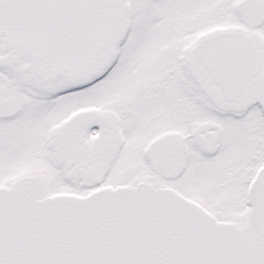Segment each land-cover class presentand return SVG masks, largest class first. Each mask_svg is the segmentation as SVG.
Returning <instances> with one entry per match:
<instances>
[{
    "label": "snow or ice",
    "instance_id": "obj_1",
    "mask_svg": "<svg viewBox=\"0 0 264 264\" xmlns=\"http://www.w3.org/2000/svg\"><path fill=\"white\" fill-rule=\"evenodd\" d=\"M0 264H264V0H0Z\"/></svg>",
    "mask_w": 264,
    "mask_h": 264
}]
</instances>
